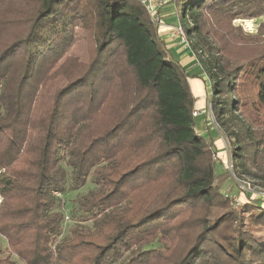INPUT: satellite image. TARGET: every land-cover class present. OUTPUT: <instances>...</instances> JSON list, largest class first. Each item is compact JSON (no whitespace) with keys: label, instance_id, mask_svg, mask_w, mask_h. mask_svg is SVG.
<instances>
[{"label":"trees","instance_id":"trees-1","mask_svg":"<svg viewBox=\"0 0 264 264\" xmlns=\"http://www.w3.org/2000/svg\"><path fill=\"white\" fill-rule=\"evenodd\" d=\"M170 1L206 55L190 45L235 171L264 183V43L228 35L263 16L264 0ZM208 22L221 45L201 39ZM158 26L139 0H0V264H264L250 225L257 211L264 228V201L211 214L224 204L214 144ZM78 32L92 36L89 67L50 85ZM89 180L78 218L94 227L61 237L64 198ZM147 185L157 189L133 210V188Z\"/></svg>","mask_w":264,"mask_h":264},{"label":"rangeland","instance_id":"rangeland-1","mask_svg":"<svg viewBox=\"0 0 264 264\" xmlns=\"http://www.w3.org/2000/svg\"><path fill=\"white\" fill-rule=\"evenodd\" d=\"M186 22H187L186 19L181 18V23H180V19H179V23L181 25L186 24ZM209 24L210 23L208 22V24H206V26L204 27L205 29L203 31V34H200L201 39H204V41L212 45L214 42L217 43L216 46L221 45L222 43L218 44V42H216V37L213 36L214 33H212L210 36L209 35L207 36L205 34V32L209 28H215ZM187 26L189 27L190 25ZM230 27H232L234 30L229 32L228 35L231 36L233 39H235V37L236 38L257 37L260 43H264V15L256 19H236L232 21V23H230ZM184 35H185L186 43L183 47V50L187 51L189 54L192 55L193 50L190 48V45L192 44L196 47L195 49L197 54L200 56L202 55L203 59H206V55H204V53L201 52L200 46L199 44H197V39L194 40L192 34L186 35L184 33ZM212 52L214 54V51ZM92 55H93V42L90 32L89 33L78 32L74 44L64 54L62 59L59 60V62L56 64L57 68L53 73L54 77L52 78L50 85L53 86L56 84L57 81L60 80L62 82L58 83L59 85H57L60 86L66 83L67 79L69 81L70 79L83 74L89 67V63L91 62V59L93 57ZM174 56L176 57L177 54L174 53ZM197 73H199V70H197L196 72L194 70L190 74L186 73L189 76L188 83H190L189 81L194 79H197L201 82L198 89L195 90V94L200 96V98L202 99V104H204L205 102L204 110H207L208 107H210L209 82L208 80L203 81L202 77L201 78L197 77L198 75ZM202 91H204L203 95H202ZM47 99H49V97ZM195 107L196 106H194V108ZM193 111L196 110L193 109ZM110 116H111V111L109 109L105 110L103 114H97V115L95 114L92 122L90 123L92 129L94 131L103 130V128L107 125ZM204 116H205L204 118L205 128H203L202 133L206 137H209V139H211L214 144L213 145L214 147L210 146L208 148V153H209L208 156L210 157V160L215 164V172L220 177L215 182L217 188L219 189L218 200L224 203L223 206L212 209L211 214L218 215L223 213L226 209H231L233 211L239 212L241 211L242 204L247 199V197L261 199V194H264V183L261 180L257 179L256 177L254 178L253 176L250 175H238V172L235 171L232 165L230 154L228 151V146L224 138L222 137L221 133L217 130V127L215 126L213 120L211 121V119L205 114ZM204 116L201 115L197 118H193V122L195 124H198V122L201 121ZM128 156L129 154L127 152L123 153L121 158L117 162L126 160ZM168 176H169L168 174L165 175L166 178ZM88 182L89 183L83 189L79 190L78 192L69 193L67 194L66 198H64V203L61 208V211H63L64 213L63 232L61 237L69 236L71 231H73L72 229L74 228H76L75 230L84 231L85 229L92 230L94 227L92 221L82 222L78 218L79 215L78 201L81 199V197L86 195V193L89 190L94 188V185L91 182V180H89ZM156 189L157 186L154 185H147L141 188L139 192H137L136 189L133 188V190L137 193V195L133 197L131 196L132 203L134 205L133 210L139 211L143 207L142 204L145 202V200H147L150 196H152ZM71 208L74 209L73 210L74 217L71 216V211H70ZM186 215L188 214H184L183 217H185ZM243 215L245 218L248 216L247 213H244ZM260 221H261L260 214L259 212L256 211L250 222L251 228L253 229L252 233L256 238H260L264 242V228L261 226ZM158 246H159L158 244H154L147 248H156ZM0 248L1 249L6 248V242L1 237H0ZM14 261L17 264H22L16 258H14Z\"/></svg>","mask_w":264,"mask_h":264},{"label":"crops","instance_id":"crops-1","mask_svg":"<svg viewBox=\"0 0 264 264\" xmlns=\"http://www.w3.org/2000/svg\"><path fill=\"white\" fill-rule=\"evenodd\" d=\"M158 1H163L162 8H155L154 17L158 22L159 27V35L166 43L167 47L172 51V53H176V58L180 61L187 74H190L192 71L195 72L198 70V66L193 63L192 55L187 51L183 50L185 44L181 45L180 40L176 37L174 27L179 23L177 11L171 3L170 0H151V3L154 5ZM198 74V73H197ZM189 86L192 91V94L195 98V110L204 112V104H202V99L200 96L195 94V90L198 89L201 82L197 79L189 81ZM204 89V88H203ZM204 91H202L203 95ZM205 96V94H204ZM204 116V114H202ZM201 116V115H200ZM199 117V116H198ZM204 118L196 124V129L199 133L203 134V128H205Z\"/></svg>","mask_w":264,"mask_h":264},{"label":"built area","instance_id":"built-area-1","mask_svg":"<svg viewBox=\"0 0 264 264\" xmlns=\"http://www.w3.org/2000/svg\"><path fill=\"white\" fill-rule=\"evenodd\" d=\"M144 6L145 8L148 10V12L154 16V11L155 8H162L163 7V1H158L157 3H155L154 5L151 3V0H139ZM174 31H175V35L176 37L180 40V44L183 45L185 44V35H184V31L182 29V26L180 23H178L175 27H174ZM205 114L206 116H208L211 121H212V117H211V109L210 107H208L207 110H205L204 112L201 111H193L192 112V117L193 118H197L198 116ZM260 201H264V194H261V199H258Z\"/></svg>","mask_w":264,"mask_h":264}]
</instances>
